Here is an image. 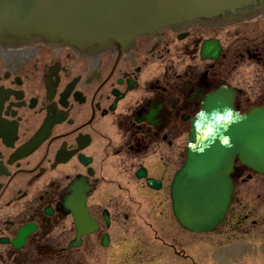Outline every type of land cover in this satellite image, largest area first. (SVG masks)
<instances>
[{"label": "flooded vegetation", "instance_id": "obj_1", "mask_svg": "<svg viewBox=\"0 0 264 264\" xmlns=\"http://www.w3.org/2000/svg\"><path fill=\"white\" fill-rule=\"evenodd\" d=\"M204 25L159 30L122 52L0 43V264L93 259L104 243L107 249L141 245L147 228L160 242L166 183L180 164L181 138L199 97L228 85L239 112L264 104V14L233 34L227 28L220 39L227 68L228 55L238 49L235 82L217 79L212 63L202 72L164 66L165 41L212 31L211 21ZM202 39L189 42L196 48ZM189 49L172 52L177 58ZM254 175L235 163L234 185ZM75 180L87 185L86 207L98 229L70 248L75 228L64 203ZM232 209L233 203L222 223L227 230L256 224L246 225L249 214ZM31 226L21 244V231ZM58 229L62 234L55 235Z\"/></svg>", "mask_w": 264, "mask_h": 264}, {"label": "water", "instance_id": "obj_2", "mask_svg": "<svg viewBox=\"0 0 264 264\" xmlns=\"http://www.w3.org/2000/svg\"><path fill=\"white\" fill-rule=\"evenodd\" d=\"M264 0H0V42L37 39L80 50L127 49L136 35L195 19L226 23L252 16ZM218 40H205L201 58L216 59ZM232 88L221 86L201 101L190 120L184 162L170 184L172 211L185 229L202 233L223 219L231 200L235 157L264 174V104L236 111ZM87 185L75 180L65 207L76 239L96 229L85 207ZM33 227L24 228L21 238ZM18 246V244H16Z\"/></svg>", "mask_w": 264, "mask_h": 264}, {"label": "rangeland", "instance_id": "obj_3", "mask_svg": "<svg viewBox=\"0 0 264 264\" xmlns=\"http://www.w3.org/2000/svg\"><path fill=\"white\" fill-rule=\"evenodd\" d=\"M227 28L215 31L195 29L190 32V35L191 37L200 36V38L217 36L224 41L226 30L232 34L237 32L235 25ZM191 37L181 42L176 41L174 37V40L168 37V41H165L167 38L163 39L166 43L168 42L169 52L167 53H170L165 59V67L171 66L173 70L191 67L200 72L204 67L208 68L211 63L199 60L198 47L194 48L193 41L189 42ZM180 46H188L191 51L187 55L180 53V57L176 58L172 50L175 47L179 49ZM236 56L229 58L228 68L224 57L212 62L217 79L236 81L239 67ZM250 71L249 67L245 69L246 74ZM227 72H231V78L226 77ZM186 130L187 127L181 138V148L185 145ZM239 209L242 213L249 214V221L246 225L251 224V220H254L256 224L251 225L252 227L249 225V229L245 227L240 230H227L222 224L212 233L196 234L177 225L172 217L170 202L166 196L164 207H160V211L163 210L164 213V215L160 214V223L163 225H160V231L157 232L160 234V243L154 241L153 232L147 228L144 232L146 237L145 239L143 237L144 241L141 245L127 243L108 249L97 248L98 253L93 259H51L50 264H264V176L254 175L246 181H237L232 210ZM60 231L58 229L54 231V234H62ZM135 246L139 252L135 257H130L131 250L136 249Z\"/></svg>", "mask_w": 264, "mask_h": 264}]
</instances>
